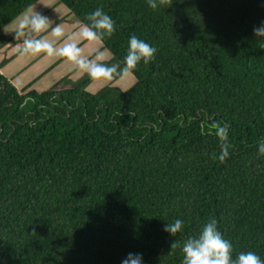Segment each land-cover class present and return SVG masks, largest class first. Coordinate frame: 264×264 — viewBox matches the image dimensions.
Returning <instances> with one entry per match:
<instances>
[{
    "label": "trees",
    "instance_id": "1",
    "mask_svg": "<svg viewBox=\"0 0 264 264\" xmlns=\"http://www.w3.org/2000/svg\"><path fill=\"white\" fill-rule=\"evenodd\" d=\"M37 1L0 0V30ZM58 2L81 24L97 7L112 17L101 45L118 69L130 34L157 52L126 89L114 77L93 92L87 74L20 90L0 63L4 264H120L129 252L181 264L183 241L211 217L233 255L264 259V48L253 35L264 0ZM177 218L173 237L162 229Z\"/></svg>",
    "mask_w": 264,
    "mask_h": 264
},
{
    "label": "clouds",
    "instance_id": "2",
    "mask_svg": "<svg viewBox=\"0 0 264 264\" xmlns=\"http://www.w3.org/2000/svg\"><path fill=\"white\" fill-rule=\"evenodd\" d=\"M146 3L152 10H157L159 6L168 4V0H146ZM85 21L86 23L78 25L76 31L67 35L65 29L57 24L51 29V36L54 38L52 40L25 38L17 51L21 55L42 53L48 57L65 59L72 69L87 74L90 79L103 81H111L114 77L120 80L128 79L141 62L147 65L155 59L156 47L135 34L128 36L126 54L123 56L122 66L119 69L116 64L106 62L110 57L99 47L91 48L85 53L80 46L82 42L99 44L116 31V22L100 7L86 14ZM48 28L49 20L46 16L29 10L18 18L14 29L15 38L24 37L26 31L39 34ZM253 35L257 37L259 46L264 48V20L253 27ZM228 129L229 125L226 123L215 126V135L220 142V152L213 158L221 163L229 156ZM200 134H205L203 126L200 128ZM257 156L264 157V139L257 142ZM183 226L184 221L177 218L164 224L162 230L174 237ZM171 247L175 248L177 245L172 243ZM180 251L181 264H264V259L253 251H240L233 255V244L224 237L215 217L203 223L196 234L188 236L183 241ZM0 264H4L2 258H0ZM120 264H144L143 255L139 252H129L125 258L121 259Z\"/></svg>",
    "mask_w": 264,
    "mask_h": 264
},
{
    "label": "rangeland",
    "instance_id": "3",
    "mask_svg": "<svg viewBox=\"0 0 264 264\" xmlns=\"http://www.w3.org/2000/svg\"><path fill=\"white\" fill-rule=\"evenodd\" d=\"M29 10L37 11L41 15L46 16L49 20V28L39 34L26 31L25 36L20 37L22 41L25 38H30V39L45 38L52 40L54 38L51 36V29L55 27L57 24L61 25L65 29L66 35L68 33L76 31L78 25H80L76 17L72 13H70L68 9L63 4L59 3L57 0H38L35 4H33L23 13ZM22 14H20L15 20L11 21L0 30V39L5 40L6 38H11L14 35L15 33L14 29L16 27L18 18ZM62 39L63 38H61V40ZM100 45L101 43L93 44L89 42H83L82 45L80 46L82 47L84 52L87 53L89 49L94 47H99ZM2 54H4V52H2V50L0 49V55ZM4 55L6 57H9L8 52L5 53ZM106 55L110 56L108 51H106ZM57 61L59 62L55 64ZM48 68L50 69L47 71ZM71 69L72 68L69 62H67L65 59L48 57L42 53L38 55H29V54L21 55L17 51L15 55L7 63V65L3 68V71L8 77L12 79L15 86L20 90L24 89L29 81H31L32 79H36L38 75L46 71L44 74L40 75L39 79L36 80L34 84L26 88V91L35 90L36 92L41 93L42 91L51 87L55 82L61 79L66 72H69ZM108 82L110 81L94 80L89 85L87 90L93 92L99 87H101L103 84ZM133 82H134V77L133 75H131L130 78L125 80H120L119 78H117L112 82V84L117 85L122 89H126ZM60 87L61 86H59L57 90H61Z\"/></svg>",
    "mask_w": 264,
    "mask_h": 264
},
{
    "label": "crops",
    "instance_id": "4",
    "mask_svg": "<svg viewBox=\"0 0 264 264\" xmlns=\"http://www.w3.org/2000/svg\"><path fill=\"white\" fill-rule=\"evenodd\" d=\"M58 1V0H57ZM60 3V2H59ZM69 11V10H68ZM79 22V21H78ZM80 23V22H79ZM81 24V23H80ZM22 43H23V41H22V39L21 38H15V33H14V35L11 37V38H6L5 40H3V39H0V49L2 50V52H4V54L5 53H7L8 52V54H9V57H6L4 54H2V55H0V63L1 62H3V61H5V63H4V65H2V67H1V70H2V72L4 73V71H3V68L7 65V63L10 61V59L15 55V53L17 52V48L18 47H21L22 46ZM83 43V42H82ZM82 43H81V45H82ZM101 43V42H100ZM99 48H101L102 50H104L103 48H102V45H100L99 46ZM110 57V56H109ZM60 61V60H59ZM59 61H57L55 64H57ZM54 64V65H55ZM52 67V66H51ZM50 67V68H51ZM50 68H48L47 69V71L50 69ZM46 72V71H45ZM44 72V73H45ZM44 73H42V74H44ZM5 74V73H4ZM42 74H40V75H42ZM83 73H80V72H78L77 70H75V69H71L69 72H66L65 73V75H63V77L64 76H69L70 78H72V79H77L78 77H80L81 75H82ZM6 75V74H5ZM40 75H38L37 77H36V79H32L31 81H29L28 83H27V85H26V87L25 88H27V87H30L32 84H34L35 82H36V80H38L39 79V77H40ZM77 75H78V77H77ZM7 76V75H6ZM8 77V76H7ZM9 79H11L10 77H8ZM11 81H12V79H11ZM13 82V81H12Z\"/></svg>",
    "mask_w": 264,
    "mask_h": 264
}]
</instances>
